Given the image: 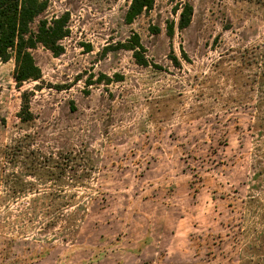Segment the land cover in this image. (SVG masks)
Wrapping results in <instances>:
<instances>
[{"label":"rangeland","instance_id":"obj_1","mask_svg":"<svg viewBox=\"0 0 264 264\" xmlns=\"http://www.w3.org/2000/svg\"><path fill=\"white\" fill-rule=\"evenodd\" d=\"M129 3L49 0L63 52L0 61V264H264V0Z\"/></svg>","mask_w":264,"mask_h":264},{"label":"trees","instance_id":"obj_2","mask_svg":"<svg viewBox=\"0 0 264 264\" xmlns=\"http://www.w3.org/2000/svg\"><path fill=\"white\" fill-rule=\"evenodd\" d=\"M48 3L49 0H0V61L6 62L11 57L14 58L13 78L17 84L40 78V69L31 53L38 44L51 51L54 56L60 55L64 50L61 41L69 34L67 12L51 19L40 18L36 27H32L35 19L46 10ZM153 3L154 0H130L124 14V22L132 23L137 16L152 9ZM173 12L178 13L177 27L184 29L191 22L193 6L189 2L179 3L175 5ZM151 29L158 32V28ZM166 33L170 38L173 36V21L167 24ZM118 47L131 51L136 64L149 65L145 55L146 49L137 33H132L124 42L118 43ZM169 58L173 65L179 64L172 51ZM103 77L107 81L110 80L109 77ZM115 78L117 81L121 80L120 75H115ZM18 116L23 122L33 118L29 105V91L21 93Z\"/></svg>","mask_w":264,"mask_h":264}]
</instances>
